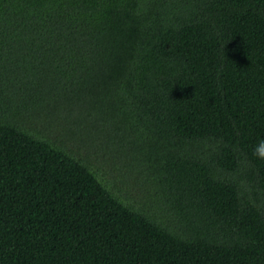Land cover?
I'll list each match as a JSON object with an SVG mask.
<instances>
[{
	"label": "trees",
	"instance_id": "16d2710c",
	"mask_svg": "<svg viewBox=\"0 0 264 264\" xmlns=\"http://www.w3.org/2000/svg\"><path fill=\"white\" fill-rule=\"evenodd\" d=\"M93 94L160 216L41 127ZM262 139L264 0H0V264H264Z\"/></svg>",
	"mask_w": 264,
	"mask_h": 264
},
{
	"label": "rangeland",
	"instance_id": "374dc122",
	"mask_svg": "<svg viewBox=\"0 0 264 264\" xmlns=\"http://www.w3.org/2000/svg\"><path fill=\"white\" fill-rule=\"evenodd\" d=\"M105 77L100 72L96 75H93L89 79V85L91 89H97L98 87L103 86L102 80ZM101 94V92H99ZM110 98H107L104 104L119 101L118 96L110 95ZM100 102L96 98V95H90L85 98L81 103L82 108H87L90 113V121H88L89 127L88 130L78 132L73 140L64 139L69 136L66 133V125L63 121H60L61 125L56 127H47V123L40 122L42 128L47 130L50 135V138L56 143H63L68 151H70L75 157L79 159L88 158L89 167L97 173L98 177L102 180V183L114 192L120 199L125 200L132 204L133 206H138L142 200L144 209H147L151 212H154L156 215L160 216L162 214V209L159 204L153 205L154 202H150V196L146 195L147 192L145 188L142 187L139 183L134 181V178L129 175L137 172V167L142 160L141 154H149L148 148L142 150L141 154L135 152L133 149H128L122 143H120L121 133L116 131L113 123L117 120L116 116L107 114L108 110L99 106ZM30 122V120H28ZM34 128H39L36 124H29ZM56 132L61 137L55 135ZM100 134V138L94 134ZM88 137H93L91 141L92 144L88 141L84 143ZM98 141V151L92 153L94 149H91L95 142ZM153 159V155L150 156ZM111 162H110V160ZM115 160L114 163H112ZM129 169V172H126V168ZM144 193V197H143ZM151 193V192H149ZM152 194V193H151ZM125 197V198H124Z\"/></svg>",
	"mask_w": 264,
	"mask_h": 264
},
{
	"label": "clouds",
	"instance_id": "9594fccd",
	"mask_svg": "<svg viewBox=\"0 0 264 264\" xmlns=\"http://www.w3.org/2000/svg\"><path fill=\"white\" fill-rule=\"evenodd\" d=\"M253 154L259 160L264 161V139L255 146Z\"/></svg>",
	"mask_w": 264,
	"mask_h": 264
}]
</instances>
